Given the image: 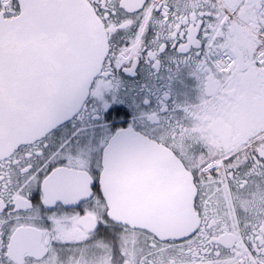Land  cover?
Returning a JSON list of instances; mask_svg holds the SVG:
<instances>
[{
  "label": "snow or ice",
  "instance_id": "1",
  "mask_svg": "<svg viewBox=\"0 0 264 264\" xmlns=\"http://www.w3.org/2000/svg\"><path fill=\"white\" fill-rule=\"evenodd\" d=\"M40 2L0 0V55L5 33L29 27ZM90 3L105 30L106 47L90 55L77 111L57 117L24 145L22 155L0 158V264H264V134L224 158L223 177L210 175L217 165L192 169L199 173L193 200L194 207L200 200L202 223L183 235L162 236L149 229L130 235L135 226L112 215L106 186L115 161L143 147L146 137L184 156L176 141L186 128L171 114L185 109L175 103L170 108L172 95L166 92L164 103L157 100L153 113H146L155 93L146 84L134 87L127 81L142 76V65L158 73L157 62L169 50L188 57L187 63L203 57L206 64L227 67L218 63L230 57L221 43L223 29L241 19L264 34V0H238L235 6L203 0L204 10L190 20L180 15L179 0ZM64 27L71 29L67 23ZM73 38L79 39L75 33ZM255 63L264 67V52ZM44 103L58 111L66 107L57 93ZM223 185L254 206L251 212L238 209L240 218L233 223L211 217L205 203L208 193ZM68 233L73 238H66ZM226 233L234 238L225 242Z\"/></svg>",
  "mask_w": 264,
  "mask_h": 264
},
{
  "label": "water",
  "instance_id": "2",
  "mask_svg": "<svg viewBox=\"0 0 264 264\" xmlns=\"http://www.w3.org/2000/svg\"><path fill=\"white\" fill-rule=\"evenodd\" d=\"M65 23L71 29H66ZM104 31L85 0H41L29 27L20 33H5L0 55V158L43 134L57 117L77 111L90 55L106 47ZM53 93L63 98V110L44 103ZM145 140L143 147L119 157L106 177L112 215L162 236L183 235L199 222L192 187L183 181L185 199L170 204L167 198L143 196L142 192L155 188V176L165 177L162 170L151 173L146 169L164 168L162 163L168 159L173 175L184 168L168 147ZM162 186L166 187L165 183Z\"/></svg>",
  "mask_w": 264,
  "mask_h": 264
},
{
  "label": "flooded vegetation",
  "instance_id": "3",
  "mask_svg": "<svg viewBox=\"0 0 264 264\" xmlns=\"http://www.w3.org/2000/svg\"><path fill=\"white\" fill-rule=\"evenodd\" d=\"M85 2L93 11L94 6L90 0ZM127 2L130 6H135L137 0ZM202 2L203 0H179L180 15L189 20L198 16L204 10ZM237 3L238 0H217V4L229 6H235ZM240 15L244 16V13L241 12ZM220 31L221 29L217 28V32ZM223 34L226 39L221 43L227 47L230 57L218 63L226 64L227 67L219 68L216 64H206L203 57L187 63L188 57L178 56L169 50V53L157 62L158 73L153 72L148 65H142L138 69L142 76L135 81H127L134 87L146 84L155 93L154 105L145 109L146 113H153L157 100L161 104L164 103L166 92L172 95V99L168 101L170 108L175 103L185 109L184 112L171 114L181 120L186 128L184 137H178L176 141L177 148L184 153L183 158L170 149L177 161L183 165V171L178 168L176 175H173L170 159L164 160L163 163L158 162L164 164V168L154 166L146 169L151 173L162 170L165 177L155 176V188L145 190L142 192L143 196L151 194L152 197L163 201L167 198L169 204L177 199H185L183 181L191 185L192 195L197 196L199 173H194L192 169L201 165L205 168L217 165L210 175L215 179L219 172L223 177L226 165H221L224 164V158L243 148L245 142L255 138L258 133L264 134L261 133V129H264V67L255 63L260 58V53L264 52V47H258L264 40L257 34L251 21L243 22L241 19L230 21L223 29ZM187 47L186 42L182 48L186 51ZM129 91L131 93L132 89ZM64 131L62 128L53 135L59 137ZM25 144L20 145L19 151L15 148L5 157L14 153L22 155L27 150ZM80 175L84 176L86 173ZM135 182L139 185L142 183L136 179ZM162 183H165L166 187L162 186ZM174 184L177 185L176 190ZM123 194L126 195L125 192ZM208 197L205 203L209 205V215L222 223H233L240 218L238 209L247 208L251 212L254 207L246 200L237 198L236 193L227 185L221 186L219 190L213 188ZM195 204L198 224H201L202 217L198 214L200 200L197 199ZM142 230L137 227L133 230L130 227L129 234L137 235ZM223 235L227 242L232 240L235 234ZM66 238H73V234H66Z\"/></svg>",
  "mask_w": 264,
  "mask_h": 264
},
{
  "label": "built area",
  "instance_id": "4",
  "mask_svg": "<svg viewBox=\"0 0 264 264\" xmlns=\"http://www.w3.org/2000/svg\"><path fill=\"white\" fill-rule=\"evenodd\" d=\"M262 40H264V34H260Z\"/></svg>",
  "mask_w": 264,
  "mask_h": 264
}]
</instances>
